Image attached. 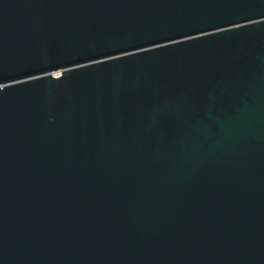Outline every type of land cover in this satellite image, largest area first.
I'll use <instances>...</instances> for the list:
<instances>
[{"label":"water","instance_id":"obj_1","mask_svg":"<svg viewBox=\"0 0 264 264\" xmlns=\"http://www.w3.org/2000/svg\"><path fill=\"white\" fill-rule=\"evenodd\" d=\"M0 264H264V0H0Z\"/></svg>","mask_w":264,"mask_h":264}]
</instances>
